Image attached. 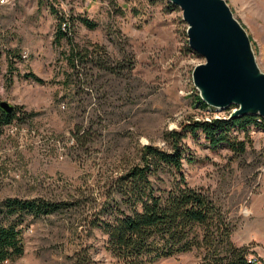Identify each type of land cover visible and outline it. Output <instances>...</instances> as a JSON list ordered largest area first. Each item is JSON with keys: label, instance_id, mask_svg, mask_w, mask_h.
<instances>
[{"label": "rangeland", "instance_id": "rangeland-1", "mask_svg": "<svg viewBox=\"0 0 264 264\" xmlns=\"http://www.w3.org/2000/svg\"><path fill=\"white\" fill-rule=\"evenodd\" d=\"M225 2L247 32L255 62L264 72L263 0ZM166 3L0 0V42L21 56L15 63L18 73L6 85L7 60L1 55L0 100L14 105L18 117L32 114L23 122L15 119L0 135V200L43 196L85 202L73 214L27 221L24 254L15 264H69L81 244L93 245L92 264H125L105 250L104 235L96 230L88 238L80 226L91 200H100L108 180L138 161L142 145L168 150L164 130H181L191 118L230 116L199 107L192 71L204 59L188 47L182 11ZM52 8L73 20L77 43L104 46L112 60L132 62L131 72H101L91 85H65L64 47L53 43L57 19ZM78 16L97 26H83ZM29 70L49 83L21 77ZM248 135L251 147L236 156L224 145L211 148L202 135L193 139L187 134L182 142L193 161L183 160L182 166L190 185L217 192L235 224L232 241L249 246L264 260V156L258 129ZM146 264L202 263L192 251Z\"/></svg>", "mask_w": 264, "mask_h": 264}, {"label": "trees", "instance_id": "trees-1", "mask_svg": "<svg viewBox=\"0 0 264 264\" xmlns=\"http://www.w3.org/2000/svg\"><path fill=\"white\" fill-rule=\"evenodd\" d=\"M166 5L169 9L176 8L168 1ZM52 12L57 19L53 43L58 48L64 47L60 54L67 66L65 85L73 82L91 85L101 72L116 76L131 72L132 62L112 60L104 46L90 41L77 43L73 20L57 14L53 8ZM77 20L89 29L97 26L85 16H78ZM2 54L7 60L5 83L10 85L17 71L15 63L21 61V56L0 42V58ZM21 77L39 84L49 83L30 70ZM196 99L201 109H207L198 96ZM17 111L7 114L0 109V135L15 119L23 122L32 115L23 113L18 117ZM262 128L264 120L247 115L217 117L210 121L191 118L181 130H164L162 139L169 149L142 145L138 161L128 164L108 180L100 200H91L80 226L88 238L96 230L104 235L105 250L125 264L152 263L192 251L199 254L202 264H264L262 258L250 252L249 246L232 241L235 224L217 192L190 185L182 166L183 160L193 161L189 148L182 142L187 134L193 139L202 135L211 148L224 145L240 156L251 147L248 131ZM84 204L81 199L43 196H7L0 200V264H15L24 254L23 230L27 221L73 214L81 211ZM92 247V244H81L69 256V264H92Z\"/></svg>", "mask_w": 264, "mask_h": 264}, {"label": "water", "instance_id": "water-1", "mask_svg": "<svg viewBox=\"0 0 264 264\" xmlns=\"http://www.w3.org/2000/svg\"><path fill=\"white\" fill-rule=\"evenodd\" d=\"M182 11L188 47L204 62L194 67L192 81L209 109L234 110L229 118L264 120V72L256 62L250 38L225 0H167ZM14 105L0 100L9 114Z\"/></svg>", "mask_w": 264, "mask_h": 264}, {"label": "built area", "instance_id": "built-area-1", "mask_svg": "<svg viewBox=\"0 0 264 264\" xmlns=\"http://www.w3.org/2000/svg\"><path fill=\"white\" fill-rule=\"evenodd\" d=\"M234 110V108L233 107H231V108H229L228 110H226V111H223V113H227L226 115H230L231 114V112ZM225 117V116H224ZM256 131V129H254V132ZM258 132H259V134H260V137H261V148H262V150H263V152H262V154H263V156H264V128H262V129H258ZM263 171H264V165H263V169H262Z\"/></svg>", "mask_w": 264, "mask_h": 264}, {"label": "crops", "instance_id": "crops-1", "mask_svg": "<svg viewBox=\"0 0 264 264\" xmlns=\"http://www.w3.org/2000/svg\"><path fill=\"white\" fill-rule=\"evenodd\" d=\"M263 2H264V0H263Z\"/></svg>", "mask_w": 264, "mask_h": 264}]
</instances>
